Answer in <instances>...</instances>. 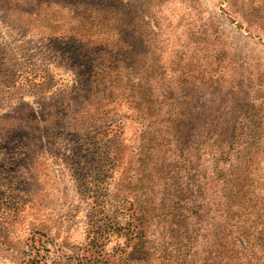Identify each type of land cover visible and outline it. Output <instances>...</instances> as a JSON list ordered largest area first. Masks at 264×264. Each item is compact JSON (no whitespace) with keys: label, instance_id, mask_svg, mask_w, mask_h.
Masks as SVG:
<instances>
[{"label":"rangeland","instance_id":"rangeland-1","mask_svg":"<svg viewBox=\"0 0 264 264\" xmlns=\"http://www.w3.org/2000/svg\"><path fill=\"white\" fill-rule=\"evenodd\" d=\"M184 110L185 162L204 177L205 139L237 130L240 214L259 249L264 0H0V264L179 263L182 230L156 215L146 229L138 211L160 196L157 135Z\"/></svg>","mask_w":264,"mask_h":264},{"label":"trees","instance_id":"trees-1","mask_svg":"<svg viewBox=\"0 0 264 264\" xmlns=\"http://www.w3.org/2000/svg\"><path fill=\"white\" fill-rule=\"evenodd\" d=\"M133 15V20L139 19L137 13ZM78 50L86 51V54L90 51L87 45L80 46ZM99 52L103 51L98 50ZM141 54L140 51H128L127 65L132 67L139 64L150 78L152 66L144 67V61L141 60L144 55ZM119 58L121 57L115 56L114 60ZM102 60L104 61L103 54ZM124 60V58L121 59L122 62ZM148 87L144 101L148 104L146 108L151 109L152 95L150 86ZM186 111L178 115L176 131L172 136L165 131L157 135L160 140L155 151L157 158L149 161L156 177H151L148 172V180L151 177L152 185L158 180V186L160 185L161 188L160 196L155 197L157 199H148V202L144 201L142 205H139L138 212L145 217L143 221L144 224L146 223V229L151 226L152 215H156L160 219L157 224L162 223L170 231L182 230L184 252L177 264H264V243L259 249L256 247L255 235L249 231L252 226L249 222L245 225L246 223L241 219L237 130L232 127L231 134L224 144L213 136L205 139V154L208 156L211 167L210 173L204 177L203 173L201 175V172L196 171L197 169L190 161L185 162L187 158L183 153L187 152L188 148H183L181 144H183L185 131L191 130L192 127L187 121ZM166 121L168 122L169 118ZM149 135L152 134L148 133V138ZM258 137H262V134L259 133ZM170 142L180 145L178 161L180 159L181 169L178 168L179 172H176V176H171V171L167 170L171 164L170 155L166 159L160 156L161 153L166 154L168 149L166 146ZM206 144L208 147L205 146ZM151 150L153 149L149 147L148 151L146 150L148 157L151 155ZM250 154L251 150H248V156ZM223 166L226 168L222 169ZM181 170L186 176L181 175ZM262 210L263 215L260 217L264 224V209ZM152 224L156 225V222ZM260 234H263L264 238V232Z\"/></svg>","mask_w":264,"mask_h":264}]
</instances>
